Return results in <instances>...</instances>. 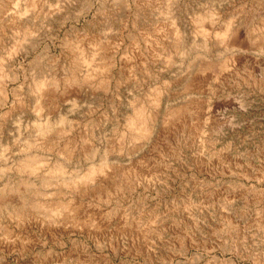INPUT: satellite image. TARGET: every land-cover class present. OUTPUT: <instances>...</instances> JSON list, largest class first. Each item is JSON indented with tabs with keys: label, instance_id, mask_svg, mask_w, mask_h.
I'll use <instances>...</instances> for the list:
<instances>
[{
	"label": "clouds",
	"instance_id": "1",
	"mask_svg": "<svg viewBox=\"0 0 264 264\" xmlns=\"http://www.w3.org/2000/svg\"><path fill=\"white\" fill-rule=\"evenodd\" d=\"M0 264H264V0H0Z\"/></svg>",
	"mask_w": 264,
	"mask_h": 264
}]
</instances>
